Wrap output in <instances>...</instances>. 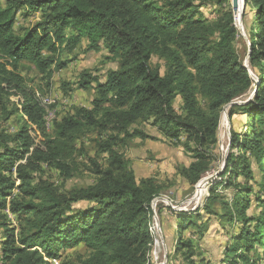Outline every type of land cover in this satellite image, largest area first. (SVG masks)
Returning a JSON list of instances; mask_svg holds the SVG:
<instances>
[{
	"label": "trees",
	"instance_id": "1",
	"mask_svg": "<svg viewBox=\"0 0 264 264\" xmlns=\"http://www.w3.org/2000/svg\"><path fill=\"white\" fill-rule=\"evenodd\" d=\"M243 3L251 44L247 64L258 85L236 51L230 3L209 22L196 0H0V111L5 117L19 112L22 120L14 133L0 134V216L6 220L7 209L25 222L16 233L6 229L2 264H50L78 245L88 254L65 264H150V204L162 187L150 176L137 180L117 147L132 136L153 138L134 129L137 122H149L168 140L183 136L192 160L180 173L196 183L209 170L220 115L230 102L229 119L240 113L245 126L231 129L224 172L208 183L203 205L174 211L178 232H191L185 240L177 237L175 249L187 264H211L196 250L197 239L209 230L202 210L208 217L222 210L219 219L230 232L220 264H264V0ZM21 10L39 18L15 30ZM82 40L87 51L107 50L118 68L100 83L82 74L77 86L87 90L96 81L97 97L91 107L55 118L47 135L45 109L17 68L27 61L48 82L54 69L66 66L61 54ZM152 56L163 60V72L150 65ZM9 95L20 99L12 111ZM89 131L101 137L95 145L106 154L104 164L76 146ZM82 159L94 177L86 187L60 192L37 176L44 165L68 179ZM253 164L260 175L256 181ZM251 204L254 211L248 213Z\"/></svg>",
	"mask_w": 264,
	"mask_h": 264
},
{
	"label": "rangeland",
	"instance_id": "2",
	"mask_svg": "<svg viewBox=\"0 0 264 264\" xmlns=\"http://www.w3.org/2000/svg\"><path fill=\"white\" fill-rule=\"evenodd\" d=\"M1 1L4 4L5 0ZM196 2L199 5V10L203 19L211 22L217 17L222 7L229 5L228 3H230V0H227L226 2L225 0H196ZM38 18L37 14L25 16V14L23 15V10H21L17 14V22L14 28L15 30H19L21 27L29 26L38 20ZM240 22L242 24V32L236 27L239 36L237 37L235 44L238 55L244 61L247 55L248 38L246 26L242 21V14ZM85 47L86 40H82L75 49H66L60 57L61 61H67L66 66L63 69H54V72L51 75L52 77L48 82L46 77L40 74L27 61L20 62L17 68V72L25 80V85L35 92L43 109L54 111L57 120L67 114L75 113L76 110L81 107H91L92 100L97 97V90L95 88L96 81H92L87 90L77 86V81H79L82 74L89 73L96 77L97 82L100 83L105 81L108 72L118 68L117 60L113 59L107 50L100 48L98 51H87ZM163 64V60L157 56H152L150 59V65L158 67L161 72L164 71ZM9 100L10 103L7 104V109L12 111L15 105H18L20 99L17 95H9ZM242 101L243 100H235L234 104L242 103ZM177 103L178 102L176 101V104ZM227 106H225L227 107L225 108L226 119H228L227 135L221 139L219 134L220 125L218 123L217 142L209 152L211 156L209 170L196 183L188 182L180 173L181 169L189 167L188 165L192 160V153L190 151L187 152L182 146L183 136L180 137V140H168L161 136L156 127H153L149 122H137L134 123L132 127L145 134H150L153 138L142 139L137 136H132L128 138L123 146L117 147L120 153H122L123 158L126 160L128 168L133 170L137 180L149 178L150 176L153 177L162 187L161 195L158 196L160 199L156 201L153 208H155L157 213V225L160 227L165 254L160 253L159 256L155 258L151 251L148 259L150 264H156L161 261H164L165 264H187L181 255V251H176V249L174 250L173 248L178 241V238L185 240L191 236L190 228L178 232L175 227V221L173 220L171 225H167L164 223V217L170 215L174 216V211L168 206L170 204L182 209H191L195 204L194 197L198 192L197 184L202 179L210 178V176H214L213 179H219L223 174L225 167L223 160L228 151L231 129H243L246 121L245 117L240 113L234 114L231 119H229V110L232 105L228 104ZM225 109L223 108L222 112ZM21 123L22 120L19 112L13 111L5 117L0 111V134L14 133V131H17L16 129H18ZM133 128L131 129L133 130ZM46 129L45 133L47 135L53 132L52 126H48ZM34 140L36 142L42 140L41 134L37 133V135L34 136ZM97 140H101V137L96 133L89 131L78 139L76 146L82 147L83 153L86 154L87 157H95L100 164H104L106 154L96 148L95 143ZM76 166L78 171L68 179L61 177L57 170L52 166L44 165L41 166L42 171L38 173L37 176L40 175L43 179L54 182L60 192H69V190L73 188L86 187L94 180L93 175L87 169V166H89L87 160L82 159L81 161H77ZM253 170L254 180H259L260 175L255 164H253ZM252 181L253 180L250 179L248 183L250 184ZM237 182L245 183L242 176L237 177ZM208 188V184L203 185L202 194L198 199L199 202L204 203L206 201L205 199L208 195ZM231 191V187L225 189V193L221 194L223 195L221 199L226 201L231 195ZM86 204V202H81L78 205L84 206ZM215 205L217 206V204ZM220 211L222 210H218V214L221 213ZM253 211L254 205L248 209V213ZM202 214L205 218L206 214L203 210ZM218 214H211L208 218L206 217L208 219L207 225L209 226V230H211L210 234L207 232L202 239H197L196 236L193 238L198 240V248L196 250H199V252L208 260H211V264H220V261H222L224 257L226 245L229 242V238L226 237L227 232H230L229 226L226 225V228H223V224L221 223ZM6 220L0 216V264H2V250L5 247L7 236L6 229L13 228L16 233L25 223L23 222V217H21V220L17 221L13 214L10 217H7ZM180 234H182L183 237L180 238ZM171 237L175 244L172 243L171 245ZM87 254V249L82 245H78L71 249H64L58 260L61 264H65L75 261L80 257H85ZM237 264L243 263L239 262Z\"/></svg>",
	"mask_w": 264,
	"mask_h": 264
},
{
	"label": "built area",
	"instance_id": "3",
	"mask_svg": "<svg viewBox=\"0 0 264 264\" xmlns=\"http://www.w3.org/2000/svg\"><path fill=\"white\" fill-rule=\"evenodd\" d=\"M54 119H55L54 111H51L49 109L45 110V114H44V117H43L45 128L50 126ZM208 183L209 182H207V183L205 182L204 184L206 185ZM205 191H206V188H205ZM157 198L158 197L154 198L152 200L151 204H150V207H151V221H150V225H149L150 233H151L152 239H153L152 245H151V248H152L151 251H152V254H153V256L155 258H157L160 253L165 254V249H164L165 247H164V244H163L162 235H161V244L158 246L159 247V252H157L156 249L154 248L155 240L159 239V237H158V228L156 227L157 226V215H156L157 213H156L155 208H153V205L156 203V201L159 200V199L156 200ZM201 205H203V202L197 201V202H195L193 207H191V209H182V208L174 206L172 204H170L168 206H170L173 211H191V210H195L198 206H201ZM5 211H6L7 215H8V217H10L12 215V213L10 211H8L7 209ZM50 264H61V263L58 260V258H55V259H51L50 260ZM156 264H165V263H164V261H161V262L156 263Z\"/></svg>",
	"mask_w": 264,
	"mask_h": 264
},
{
	"label": "bare ground",
	"instance_id": "4",
	"mask_svg": "<svg viewBox=\"0 0 264 264\" xmlns=\"http://www.w3.org/2000/svg\"><path fill=\"white\" fill-rule=\"evenodd\" d=\"M237 7L235 9H232V13H233V18H234V24L236 25V27L238 28L239 31H241L242 29V24L240 22V17L242 14V9H243V1L242 0H237ZM228 107V106H227ZM227 107H224L227 108ZM222 115V116H221ZM220 115V121H219V131H220V137L221 139H223L228 132V125H227V119H226V109L221 113ZM207 179H202L198 184V192L196 193L194 199L195 202L198 201L200 195L202 194V187L204 185V183L206 182ZM158 228V237L159 239L155 240V244H154V248L156 249L157 252H159V245L161 244V232H160V227H158V225L156 226Z\"/></svg>",
	"mask_w": 264,
	"mask_h": 264
},
{
	"label": "water",
	"instance_id": "5",
	"mask_svg": "<svg viewBox=\"0 0 264 264\" xmlns=\"http://www.w3.org/2000/svg\"><path fill=\"white\" fill-rule=\"evenodd\" d=\"M242 1H243V0H242ZM230 4H231V8H232V9H235V8L237 7V5H238V4H237V0H230ZM241 32H242V29H241ZM247 44H248L247 55H246L245 60L243 61V64H244V66H245L246 68H248L249 75L251 76L252 79H254V81H255L256 84L258 85L259 81L257 80L256 76L252 73V71L250 70V68H249V66H248V64H247V62H248V55H249V53H250V48H251V44L249 43V41H248ZM254 91H256V88L254 89ZM252 94H253V92L250 93V95H249L248 98H250V97L252 96ZM245 102H246V101H242V103L240 102L239 104H243V103H245ZM228 104L231 105V104H233V102H230V103H228ZM227 122H228V119H227ZM228 148H229V146H228ZM225 158H226V156L224 157L223 164L225 163ZM213 177H214V176H210V178H207L206 182H210V180H212ZM158 199H160V198L158 197L156 200H158ZM154 201H155V200H154Z\"/></svg>",
	"mask_w": 264,
	"mask_h": 264
},
{
	"label": "crops",
	"instance_id": "6",
	"mask_svg": "<svg viewBox=\"0 0 264 264\" xmlns=\"http://www.w3.org/2000/svg\"><path fill=\"white\" fill-rule=\"evenodd\" d=\"M206 217L208 218V216L206 215ZM204 218L203 217V220H205V219H207V218ZM164 220H165V224H170L171 225V222L174 220L175 221V216H172V215H170V216H166V217H164ZM176 226V225H175ZM177 229V228H176ZM211 233V230H208V234H210ZM174 235V234H173ZM173 235H172V237H173ZM172 237H171V245H172V243L173 244H175L173 241V239H172ZM174 250H175V246H174V248H173Z\"/></svg>",
	"mask_w": 264,
	"mask_h": 264
}]
</instances>
